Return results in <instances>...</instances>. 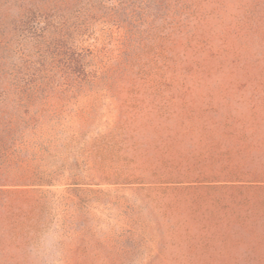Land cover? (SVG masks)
I'll return each mask as SVG.
<instances>
[{
	"label": "rangeland",
	"instance_id": "rangeland-1",
	"mask_svg": "<svg viewBox=\"0 0 264 264\" xmlns=\"http://www.w3.org/2000/svg\"><path fill=\"white\" fill-rule=\"evenodd\" d=\"M0 264H264V0H0Z\"/></svg>",
	"mask_w": 264,
	"mask_h": 264
}]
</instances>
